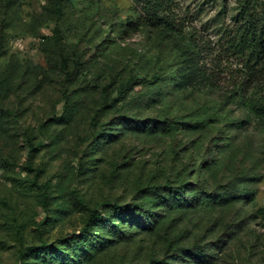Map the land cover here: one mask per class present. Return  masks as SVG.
Here are the masks:
<instances>
[{
    "label": "rangeland",
    "instance_id": "374dc122",
    "mask_svg": "<svg viewBox=\"0 0 264 264\" xmlns=\"http://www.w3.org/2000/svg\"><path fill=\"white\" fill-rule=\"evenodd\" d=\"M173 10L0 0V264H264V0Z\"/></svg>",
    "mask_w": 264,
    "mask_h": 264
},
{
    "label": "trees",
    "instance_id": "16d2710c",
    "mask_svg": "<svg viewBox=\"0 0 264 264\" xmlns=\"http://www.w3.org/2000/svg\"><path fill=\"white\" fill-rule=\"evenodd\" d=\"M141 12V19L146 26L152 29L164 28L172 33H182L179 28V23L172 18L174 0H131ZM249 18V17H248ZM250 19V18H249ZM247 19L238 28L239 40L235 46L237 54L247 56V62L261 63L264 61V20L256 22L253 19ZM62 65L66 67L65 59L62 60ZM140 82L137 79L130 77L125 80L117 90L119 98L126 97V88L138 86ZM174 191V190H173ZM175 193V192H173ZM176 200H181V195L176 194ZM114 210L119 215L127 216L131 219L134 225H148L150 222H142L144 219L139 215V211L134 206H114ZM101 214L98 211H93L87 225L91 226L99 220ZM142 220V221H141Z\"/></svg>",
    "mask_w": 264,
    "mask_h": 264
}]
</instances>
